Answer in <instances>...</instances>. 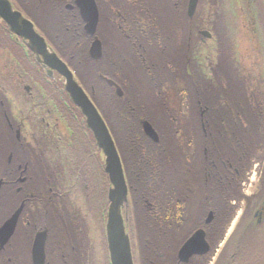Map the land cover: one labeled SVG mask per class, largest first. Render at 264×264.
I'll use <instances>...</instances> for the list:
<instances>
[{
    "label": "flooded vegetation",
    "instance_id": "1",
    "mask_svg": "<svg viewBox=\"0 0 264 264\" xmlns=\"http://www.w3.org/2000/svg\"><path fill=\"white\" fill-rule=\"evenodd\" d=\"M159 1L94 0L99 21L95 33L86 36L76 0H14L59 58L76 69L84 62L87 65L81 76L92 79L87 80L89 94L114 138L124 171L128 202L121 213L132 264H136V257L131 231L138 264H243L248 237L238 238L227 255L218 248L223 242L220 235L227 231L226 224L239 205V168L243 172L248 162V157H243L241 165L238 163L240 117L232 110L239 103L235 89L238 46L218 35L205 40L198 27L201 22L188 21L180 54V47H170V34L175 31L170 10ZM163 1L170 5L169 0ZM38 9L49 10L55 32L64 31L62 43L69 48L67 55L61 52L57 34H49L52 28L34 20L33 10ZM163 11L165 18L159 16ZM95 39L102 46V57L96 61L88 58ZM207 41L214 47L210 54ZM0 47L10 56V70L0 76V227L21 208L14 230L0 251V264H34V247L40 244L42 232V264H110L105 239L110 185L102 155L94 147L83 117L66 97L61 78L44 77L34 63L35 56L20 39L1 34ZM175 70L191 93L194 113L185 120L159 114L165 124L159 133L156 123L160 121L140 117L147 106L139 91L147 90L160 105L159 100L169 99L179 85L175 83ZM148 79L154 82L151 87ZM118 88L122 91L119 98ZM99 89L105 92L103 106L97 98ZM47 91L54 104L49 101L46 106ZM144 100L150 103L145 95ZM16 106L18 116L14 113ZM44 107L45 116L40 112ZM54 107L68 111L75 124L68 114H59ZM154 107L158 108L156 104ZM51 116L63 117V127L56 126L52 131L48 121ZM177 119L181 124L175 122ZM143 121L150 123L157 142L143 131ZM181 163L183 192L177 189L179 182L171 178L181 172ZM94 181L97 191H91ZM66 192L79 201L75 202L77 209L73 198L72 205L69 203ZM94 198L96 215L91 206ZM180 202L184 207L175 213ZM142 204L148 215L139 214L137 207ZM241 204V225L236 222V229L245 227L253 233L264 219L263 186ZM133 211L134 218L137 215L132 227ZM198 231L207 246L194 238V253L189 257L183 253L179 259L181 247ZM100 244L101 260L95 252Z\"/></svg>",
    "mask_w": 264,
    "mask_h": 264
},
{
    "label": "rangeland",
    "instance_id": "2",
    "mask_svg": "<svg viewBox=\"0 0 264 264\" xmlns=\"http://www.w3.org/2000/svg\"><path fill=\"white\" fill-rule=\"evenodd\" d=\"M210 1L213 2V0H201V2H200L199 13H201V14H200L198 21L201 22V26H198V27H200V30H202V31L203 30L210 31L213 35L214 34L213 30H215V27H214L215 24L212 23L213 19L211 18V15H212V13H215V11H216V13L218 14V17L222 18L221 21L217 22V27H218L217 30H219L221 32L223 31L224 34H229L231 36V42H234V44H237V46H238V50H237L238 60L240 63V67L244 68V69H246V67H249V68L254 67V64L256 63L255 50L260 45V41L258 39L256 29H258V31H261L264 29V0H219L221 2L216 3V6H213V7L211 6L212 4L210 3ZM160 2L165 4V8H168L170 10L169 6L167 7V5H166V3H167L166 1L160 0L159 3ZM215 2H216V0H215ZM171 3L173 4V1H171ZM175 3H178L176 5L178 15L180 13L184 14L185 13L184 8H183L184 6L180 5V0H176ZM259 13H261V18H259ZM26 14H29V13H26ZM48 15H49L48 9L33 10L34 20L36 22H40L44 27L46 25H49L52 28L51 32H49V34H52V35L57 34V39L60 41L61 46H63L62 42H63V37H64V31L60 30V32H55L53 29L54 21L50 17H48ZM159 16L165 18V12L163 11V13H159ZM170 20H172L173 28L175 29L174 34L173 33L170 34V47L176 46V49L178 47H180L179 53L181 54V52H182L181 46H183L185 44L186 36H187V33L185 32L186 21H185V19H181V23H180V22H178V20L176 18H174V19L170 18ZM163 22H166V21H163ZM254 23H256V24L254 25ZM218 24H220V25L218 26ZM221 24H222V27H221ZM39 31L41 32V30H39ZM216 33H217V31H216ZM224 34H221V35H224ZM225 39H227V38L222 37V40H225ZM262 39L264 40V38H262ZM74 43L75 42H73V44ZM206 44L210 45V49L208 50V52L210 54L212 48H214L212 46V41H207ZM229 45H230V43H229ZM3 51L4 50L0 47V66H4L2 69H0V76H2V74H1L2 72H4V71L7 72V70H10L9 69L10 63L8 61L10 56L7 53H3ZM176 54H177V52H176ZM200 54L203 55L204 52L203 53L200 52ZM212 57H214V56L212 55ZM258 58H259V60H261V56H259ZM80 61H81V59L78 60V63H77L78 65H80ZM82 65L85 66L86 65L85 62ZM180 66H182V64ZM257 68L263 71L264 70V61L261 60L259 62V65H257ZM253 69H251L252 71H249V72H253V73H251V75H252L251 77L255 78L256 74L258 73V70H256V69L253 70ZM84 70L86 71L87 68H84ZM241 70H243V69H241ZM259 72H261V71H259ZM242 73L247 74V70L242 71ZM174 75H175V83H177L179 85H175V87L173 88V90L170 93L169 99L159 100L160 105H158V103L156 101L152 100V96L147 90L139 91L142 95L143 103L147 106L146 107L147 111L142 113V115H140V117H143L146 119L150 118L152 120L160 121V123H156L157 130L159 131V133L161 132V129H162L161 126L165 125L164 123H162L161 120H163V119H162V116H160L159 114L164 113L163 114L164 116H170V117L172 116L173 118L181 117L180 120L181 119L185 120L184 118H186L187 115H193V113H194L193 112L194 106L191 102V93L188 91V88L183 83H181V81H180L181 73L178 72L177 70H175ZM4 76H7V74L4 73ZM87 80L91 81L92 79H91V77H87ZM94 82H95V84L97 83V81H94ZM253 83H254L253 92L257 91V90L262 91V96H258L257 99L264 101V97H263L264 96V86L261 85L258 82V80L253 81ZM184 86L186 87V89L184 88ZM144 95L150 103H148L144 100ZM172 95H174V96H172ZM44 97L46 98V106L49 103V101L52 104H54V99L51 96V93L49 91L45 92ZM97 98L103 106L105 104V92H102V90L99 89V94H97ZM197 98H198V96H197ZM155 104L158 106V108L156 110L154 107ZM161 104L163 107L161 106ZM54 108L58 111L59 114L60 113L66 114V115L68 114L69 115L68 117L71 120V122L73 124H75L73 117L70 115V113L68 111H63L62 110L63 108L62 109H58L56 107H54ZM13 109H14V107H13ZM46 109H48V108H46ZM40 112L42 113L43 116L47 115L45 112V107L41 108ZM14 113L16 116H18L19 108L17 106L15 107ZM196 114H197V112H196ZM62 118H60V116L48 117V121H49L51 127H53L52 131L54 130V128L56 126L57 127H63V124L65 123V121ZM32 119L37 120L38 117L32 118ZM33 120H32V122H29V123L33 124ZM180 120L177 119L175 122L181 124ZM120 124L122 125V123H120ZM190 130H192V129H190ZM57 135H59V133ZM57 135L51 137L50 143H52L56 139ZM191 136L193 137L194 134H191ZM25 137L26 136H24V138ZM25 139L28 140L27 137ZM80 152H83V151L81 150ZM256 165H258L257 162L255 163V166ZM255 168H256L257 174H258V167H255ZM179 170H181V172L178 174V177L181 180H183L184 179V173L182 172L183 171V164L182 163L180 164ZM253 178L255 181L251 183V186L249 184L246 185V189H247L246 194L247 195H249L250 193H254L256 191V189H258V187H259V181H258L259 178L258 177L256 178V176H254ZM94 186H95V188H91V191H93L94 189H95V191H97L98 188H97V183L95 181H94ZM176 186H177L178 191H180V192H183V190L185 189V183L184 182H179V185H176ZM66 189H70V188H66ZM164 189H166V186H164ZM195 189L198 190L199 187H196ZM66 193L70 197L69 203L72 205L71 198H73V206H74V208H76L75 202L79 203V201H75L74 194L72 195L71 192H66ZM91 206H93L92 211H94V213L96 215L97 214L96 210H98V205L96 204V198H94V201H92ZM183 207H184V202L177 203L176 208H175V213H179V209L183 208ZM241 211H238L236 213V216L233 220L234 222H232L230 224L227 231L225 232L223 242L219 244L218 248L219 249L223 248L222 252L226 253L225 255H227L228 251L235 248L236 243L239 240L237 238L238 233H240L241 236H245L247 234L243 230L250 233V231L245 227L240 228V229H236V222L238 225H241L240 224L241 217H242ZM136 215L137 214H135V218H134V211H133V215H132V217H130V220H131L130 226H132V227L134 226V223H132V222H134V221L136 222ZM137 218H138V216H137ZM260 226L261 227H260V230L258 232L252 233L251 239H250V237H248L250 239V241L247 243V246H246L248 257L244 258L243 264H264V232H263L264 231V229H263L264 228V219H261ZM131 237L133 239V241H132V245L134 247L133 249H135L134 250V254L136 257L135 263L138 264L137 254H139V253L137 250L135 235L133 234L132 231H131ZM100 246H101V244L99 245L98 249L95 248V252H96V256L101 260L102 255H99V252L101 251Z\"/></svg>",
    "mask_w": 264,
    "mask_h": 264
},
{
    "label": "water",
    "instance_id": "3",
    "mask_svg": "<svg viewBox=\"0 0 264 264\" xmlns=\"http://www.w3.org/2000/svg\"><path fill=\"white\" fill-rule=\"evenodd\" d=\"M76 5L80 9V14L86 23V32L92 34L97 20V10L93 0H76ZM196 6L197 0H188V17L191 18L193 16ZM0 23H4L10 33L20 37L25 42L26 46L35 55L37 63L45 70L46 76L53 78L55 76L54 74H58L63 78L64 89L70 101L79 108L81 114L84 116L86 126L91 133L95 146L103 156V168L110 185L108 190L109 207L105 225V236L110 264H132L129 240L125 232L121 214V210L127 202V189L116 148L105 124L68 68L47 46L45 40L38 34L34 26L14 9L9 0H0ZM203 35L206 37L209 36L207 32H203ZM90 54L94 59L100 58L101 49L98 41L93 43ZM111 84L113 85V83ZM117 94L120 96L122 95L119 88L117 89ZM142 127L146 135L152 138V140L157 141L156 134L147 122H143ZM20 210L21 209H18L16 213L0 227V250L7 243L12 234ZM199 232L200 231L197 233ZM197 233H195L191 240L181 248L179 252V257L181 259L183 253L186 257L194 253V238H199L203 247L206 246L203 236ZM39 236L40 244L34 247V250H36L33 254L34 264H42L44 257L42 243L45 235L41 234Z\"/></svg>",
    "mask_w": 264,
    "mask_h": 264
},
{
    "label": "trees",
    "instance_id": "4",
    "mask_svg": "<svg viewBox=\"0 0 264 264\" xmlns=\"http://www.w3.org/2000/svg\"><path fill=\"white\" fill-rule=\"evenodd\" d=\"M186 2L187 0H180V5L184 6V11ZM220 2L221 1L219 0H216V2L215 0H213V2L210 1L212 7L216 6V3ZM169 3L170 18H176L179 20L186 18L185 13H180L178 15L176 7L174 8L171 1ZM211 18L213 19L212 23L216 25L217 22L221 21L222 19L218 17L216 11L215 13H212ZM79 79L82 82V85L87 89V91H89L90 88L88 82L82 77H79ZM236 90L239 103L235 104L232 110L235 114H237V116L240 117L238 122V163L241 165V159L243 157L249 158V163L243 173L239 168V173H241L239 175L241 182V180L244 181L245 172L247 173L250 170L254 161L261 163L264 174V101L257 99L258 96L256 97V94L250 93L249 90L245 91V89L241 88L240 86L239 88H236ZM258 94L259 96H262L260 91ZM238 187H240V184ZM238 195L241 197V191L238 192Z\"/></svg>",
    "mask_w": 264,
    "mask_h": 264
},
{
    "label": "bare ground",
    "instance_id": "5",
    "mask_svg": "<svg viewBox=\"0 0 264 264\" xmlns=\"http://www.w3.org/2000/svg\"><path fill=\"white\" fill-rule=\"evenodd\" d=\"M170 1H173V6H174V8L176 7V5H177V3H175L176 1L175 0H170ZM167 2V1H166ZM200 2H201V0H197V6L196 7H199L200 6ZM177 9V8H176ZM185 19V21L186 22H188V21H193L194 23L196 22V20H197V16H192L191 18L190 17H188V15H186V18H184ZM178 20V22H180L181 23V20H179V19H177ZM256 23H254V25H255ZM258 28V27H257ZM257 30V29H256ZM227 45H229V44H227ZM61 52H63L65 55H67L68 53H69V48L68 47H66V46H62V48H61ZM233 56H234V54H233ZM241 69H244V68H241ZM246 70V69H245ZM245 70H241V71H245ZM238 73H240V72H238ZM148 83H149V87H151L153 84H154V82H151L149 79H148ZM116 96L119 98L120 96L117 94V91H116ZM171 178H173L174 179V181L176 182V183H178V182H184L183 180H181L179 177H178V174L176 173V174H174V175H172L171 176ZM225 192L223 191V194H224ZM137 209H138V212H139V214H144V215H148V212L145 210L146 209V206L144 205V204H142V205H140V206H138L137 207ZM105 214H108V211H106L105 212ZM258 230H260L259 228H256L255 229V232H257ZM264 232V231H263ZM239 235H240V233H238Z\"/></svg>",
    "mask_w": 264,
    "mask_h": 264
}]
</instances>
